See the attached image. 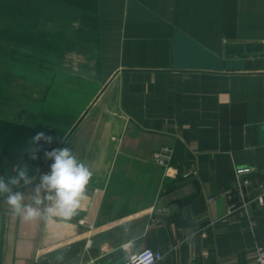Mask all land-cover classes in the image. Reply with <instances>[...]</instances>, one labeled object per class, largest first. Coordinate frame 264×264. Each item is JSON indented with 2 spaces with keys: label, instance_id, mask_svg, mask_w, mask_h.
<instances>
[{
  "label": "crops",
  "instance_id": "crops-1",
  "mask_svg": "<svg viewBox=\"0 0 264 264\" xmlns=\"http://www.w3.org/2000/svg\"><path fill=\"white\" fill-rule=\"evenodd\" d=\"M40 132L52 142H33ZM165 146L166 170L153 159ZM65 147L93 173L81 209L26 222L0 195V264H83L118 247L163 251L157 264H255L264 0H0V177L27 166L32 183L13 191L43 213L45 153Z\"/></svg>",
  "mask_w": 264,
  "mask_h": 264
},
{
  "label": "clouds",
  "instance_id": "clouds-1",
  "mask_svg": "<svg viewBox=\"0 0 264 264\" xmlns=\"http://www.w3.org/2000/svg\"><path fill=\"white\" fill-rule=\"evenodd\" d=\"M45 140L52 142L51 136H46L43 132L37 133L32 137L33 142ZM32 158L36 159L33 149ZM46 158L52 159L50 174H45L40 178V184L35 188V195L32 197L36 205H40L44 200L50 201L42 213L38 208L31 204H24V194L20 191H13V187L20 186L21 181L24 185L32 183V178L28 175V168L25 166L16 176H11L5 180L0 177V195L7 193V203L11 206L14 215L21 217L24 221H33L44 217L52 221L54 217H60L70 220L78 214L81 209V202L85 200L86 188L92 179L93 173L89 166L79 160L72 150L65 147L62 149H53L45 153ZM41 189H44L46 195L41 198Z\"/></svg>",
  "mask_w": 264,
  "mask_h": 264
},
{
  "label": "built area",
  "instance_id": "built-area-1",
  "mask_svg": "<svg viewBox=\"0 0 264 264\" xmlns=\"http://www.w3.org/2000/svg\"><path fill=\"white\" fill-rule=\"evenodd\" d=\"M153 159L156 163L168 169L171 161V148L170 147H161L154 151ZM248 169H238V179L236 188L239 190L241 196L243 195V186L248 184L249 180L243 176V173ZM51 168L48 166L45 168L41 175L50 174ZM93 199V206H96L101 195L104 193L102 188H93L89 191ZM257 200L260 205L264 206V191L258 195ZM233 211V206L229 207L228 212ZM79 223L85 226L89 231L94 229V221L92 215H86L83 218L79 219ZM91 238L87 239V246L91 244ZM165 256V253L160 250L146 248L141 251L134 252L129 254L126 261L121 264H157ZM255 264H264V246H257L255 254Z\"/></svg>",
  "mask_w": 264,
  "mask_h": 264
},
{
  "label": "water",
  "instance_id": "water-1",
  "mask_svg": "<svg viewBox=\"0 0 264 264\" xmlns=\"http://www.w3.org/2000/svg\"><path fill=\"white\" fill-rule=\"evenodd\" d=\"M127 254L122 247H118L83 264H121L126 261Z\"/></svg>",
  "mask_w": 264,
  "mask_h": 264
}]
</instances>
